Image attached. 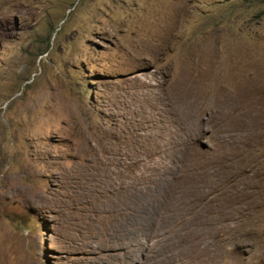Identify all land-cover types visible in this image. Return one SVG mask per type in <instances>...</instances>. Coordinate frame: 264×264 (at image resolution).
Instances as JSON below:
<instances>
[{"label":"rangeland","instance_id":"obj_1","mask_svg":"<svg viewBox=\"0 0 264 264\" xmlns=\"http://www.w3.org/2000/svg\"><path fill=\"white\" fill-rule=\"evenodd\" d=\"M0 264H264V0H0Z\"/></svg>","mask_w":264,"mask_h":264},{"label":"bare ground","instance_id":"obj_2","mask_svg":"<svg viewBox=\"0 0 264 264\" xmlns=\"http://www.w3.org/2000/svg\"><path fill=\"white\" fill-rule=\"evenodd\" d=\"M238 93V92H237ZM230 98V97H229ZM204 104V103H203ZM209 104V103H208ZM213 105L211 104V107H212ZM215 106V105H214ZM203 107H204V105H203ZM209 107V106H208ZM233 108H235V107H233ZM209 109V108H208ZM232 109V108H231ZM233 110V109H232ZM240 112V111H239ZM230 114V113H229ZM237 114V113H236ZM232 115V114H231ZM239 115V114H238ZM238 117V116H237ZM206 118H208V117H206ZM216 119V118H215ZM230 126V125H229ZM119 143V142H118ZM115 146V145H114ZM165 146V145H164ZM126 146L125 145H122V146H120V147H117V149H118V152H117V154H119V153H121V152H124V150H126ZM112 149V148H111ZM113 150V149H112ZM115 151V150H114ZM110 152H111V150H110ZM111 154V153H110ZM116 155V154H115ZM118 156H120V155H118ZM125 156V155H124ZM122 157V156H121ZM133 157V156H132ZM109 158V157H108ZM118 158V157H117ZM127 158V157H126ZM110 159V158H109ZM114 159V158H113ZM122 159V158H121ZM124 159V158H123ZM132 159V158H131ZM112 160V159H111ZM116 162V158H115V160H113V162ZM125 161V160H124ZM129 161V160H128ZM120 162V161H119ZM123 161H121V163H122ZM136 162V161H135ZM134 162V160L133 161H129V162H126V163H124V164H122L121 166H120V168H119V173L122 175V176H127L128 175V172H127V168L128 167H130L131 166V164H133V163H135ZM117 170V169H116ZM112 172V171H111ZM113 174V173H112ZM111 174V175H112ZM110 175V174H109ZM114 175V174H113ZM119 177V176H118ZM131 177V176H130ZM125 178V177H124ZM114 179V178H113ZM118 181V180H117ZM123 181V180H122ZM111 182H112V180H111ZM114 184V183H113ZM114 187V186H113ZM119 187V186H118ZM122 189H124V188H122ZM115 190V189H114ZM120 190V189H119ZM112 191V190H111ZM122 191V190H121ZM130 197V196H129ZM133 200V199H132ZM122 201V200H121ZM135 202V201H134ZM147 202V201H146ZM146 206V205H145ZM144 210V209H143ZM142 213V212H141ZM138 214V213H137ZM145 214V213H144ZM129 215H130V213H129ZM139 215V214H138ZM150 215V214H149ZM135 216V215H134ZM142 216V215H141ZM140 216V217H141ZM122 217V216H121ZM138 217V216H137ZM139 217V218H140ZM119 219V218H118ZM133 219V218H132ZM135 219H137V218H135ZM142 220V219H141ZM132 224H134L133 222H132ZM130 225V224H129Z\"/></svg>","mask_w":264,"mask_h":264}]
</instances>
